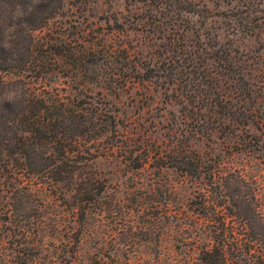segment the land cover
I'll return each mask as SVG.
<instances>
[{
	"label": "rangeland",
	"instance_id": "374dc122",
	"mask_svg": "<svg viewBox=\"0 0 264 264\" xmlns=\"http://www.w3.org/2000/svg\"><path fill=\"white\" fill-rule=\"evenodd\" d=\"M187 1L165 9L160 0H65L36 32L60 55L48 80L32 87L108 131L85 154L101 195L81 228L56 189L29 197L20 217L5 203L11 189L0 187V264H69L81 232L75 264H194L208 240L197 219L204 189L214 198H254L264 213V159L246 151L264 142V0ZM229 77L243 79L241 96L251 104L240 96L226 105L236 88ZM5 80L11 95L20 94L16 77ZM226 106L255 109L257 122L226 126ZM113 118L122 124L114 132L105 126ZM173 149L202 155L205 171L220 162L226 169L212 181L159 169ZM132 151L149 158L146 168H132ZM42 181L41 171L26 170L10 183L24 193Z\"/></svg>",
	"mask_w": 264,
	"mask_h": 264
},
{
	"label": "trees",
	"instance_id": "16d2710c",
	"mask_svg": "<svg viewBox=\"0 0 264 264\" xmlns=\"http://www.w3.org/2000/svg\"><path fill=\"white\" fill-rule=\"evenodd\" d=\"M64 1L0 0V187L4 191L11 189L6 191L9 197L5 203L12 215L17 216L26 208L29 197L35 193L41 197L45 190L54 188L70 210L79 216L82 228L101 195L97 188L98 178L85 161V154H90L87 146L95 144L108 131L102 132L103 126L95 123L94 118H86L83 109L63 101L59 95L36 92L32 87L33 84H44L56 70L55 58L60 51L50 46L45 37H38L36 32L49 24L63 8ZM186 3L189 2L160 0L158 4L165 9H179L184 8ZM186 11L191 12L187 8ZM9 76L16 77L23 85L20 94L11 95L6 90L5 79ZM148 78L147 75L142 77L143 81ZM231 79L235 81L236 88L231 91L232 95L224 96L226 105L240 100L245 92L241 89L243 79L229 77ZM237 92L239 97L235 96ZM241 100L252 102L242 96ZM244 109L238 113L235 106H226V126L247 128L254 125L259 115L256 116L255 109L249 106ZM91 111L88 110L87 114H98V110ZM105 126L113 128L114 132L122 124L113 118ZM246 151L264 159V142L258 141L256 147L250 146ZM188 152L191 154L188 155ZM194 152L191 149H173L172 156L167 157L168 163H163L159 169H174L196 181L207 178L212 181L226 169L220 162L213 163L214 167L210 166L209 171H205L209 168L207 160ZM126 154L133 169H144L149 164V158L141 153L132 151ZM26 170L41 171L43 181L30 185L23 193L19 192L20 187L13 186L14 183L11 185L10 180L19 181V172ZM217 182L220 185L219 179ZM204 190L206 192L202 193L201 201L197 203V219L206 227L208 240L198 247L194 264H264L262 205L258 202L254 204V198L242 200L227 193H220L214 198L212 191ZM238 227L243 233H235ZM15 228L28 233L22 224L15 225ZM84 234L81 232L72 237L73 250L67 251V259H72L69 264H75ZM33 250L40 252L42 247L34 243Z\"/></svg>",
	"mask_w": 264,
	"mask_h": 264
}]
</instances>
